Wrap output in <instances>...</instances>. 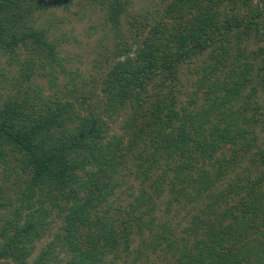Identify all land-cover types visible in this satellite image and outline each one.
Returning a JSON list of instances; mask_svg holds the SVG:
<instances>
[{"label":"trees","instance_id":"1","mask_svg":"<svg viewBox=\"0 0 264 264\" xmlns=\"http://www.w3.org/2000/svg\"><path fill=\"white\" fill-rule=\"evenodd\" d=\"M61 1L0 0V64L17 71L16 85L0 102V165L9 175L27 174L19 178L28 184L24 195L40 194L39 188L71 201L56 212L41 194L35 209L21 203L0 218V264H52L62 252L68 255L62 264H105L128 255L133 234L153 229L156 200L167 187L178 201L208 199L210 213L194 214L195 225L186 229L193 239L183 238L189 242L168 243L178 256L166 264H264L258 133L264 131V0H160L144 11L132 10L134 0H86L87 8L103 11L115 42L112 66L98 80V108L84 115L69 99L33 84L38 67L48 66L41 75L61 89L56 72L66 67L59 42L37 23ZM202 58L200 88L183 102L181 70ZM103 111L127 114L122 134L112 131ZM233 172L235 180L227 182ZM127 178V190L132 180L151 185L115 208L112 198ZM3 198L0 191V212L13 204ZM54 214L64 219L60 244L53 240L31 260ZM153 240L141 239L156 249Z\"/></svg>","mask_w":264,"mask_h":264},{"label":"rangeland","instance_id":"2","mask_svg":"<svg viewBox=\"0 0 264 264\" xmlns=\"http://www.w3.org/2000/svg\"><path fill=\"white\" fill-rule=\"evenodd\" d=\"M134 1L136 4L132 10L144 11V9L150 10L157 7V4H154L153 1L158 2L160 0ZM85 2L86 0H72L71 2L63 0L59 5H53L49 7L46 12H42L38 15L37 23L49 28L52 36H50V39H56L59 42V57L61 61H63L66 71L62 72L58 68V72H56L58 76L56 83L57 87L61 88L60 91L57 88H51L48 77L41 75L50 70L48 66H39L38 70L40 74L36 76L33 81V84L38 86V90H41L43 94L55 96L59 93L63 98L69 99L75 104L76 109L82 110L81 112L83 115L87 114L89 109L93 110L98 108V99L102 96L99 81L103 79L105 71L109 69V66H112L109 62L112 57L115 42L114 33L111 31L113 28L110 27L109 24L107 25L104 23V18L102 17L103 11L99 8L89 9ZM85 12L86 15H84ZM254 44H250L249 49H253L255 47ZM206 62V59L202 58L194 61L192 64L185 65L181 70V79L178 89L181 90L180 92L182 95L180 98H182L183 102H187L190 95H194L195 90L200 88L201 74L204 73L202 67L207 65ZM0 69L2 72L6 73L5 75H0L1 102V100H3V95L11 92L14 88L13 85H16L17 78L15 77L17 76V71L16 68L11 70L5 60L1 62ZM210 83L211 82H208V84ZM207 86L205 85L202 90H206V88H208ZM199 96L202 97V94L200 93ZM83 97L87 98L85 102ZM200 97H198L199 103L205 102L204 95L202 98ZM102 114L114 133L122 134L124 132L121 124L123 119L127 116L126 113H122L121 115H110V113L105 114L103 111ZM260 128L261 127H259L258 133L261 141H264V131ZM135 171L136 169H132V171L129 170L125 175L133 172L135 173ZM235 173L236 172L231 173L229 178H227V182L235 180L237 176ZM9 174H7L0 165V191L4 197H6L3 198V200L13 203L9 209H3L0 212V218H8L6 214L10 215L11 210L21 203L24 204V206H29L30 201L35 204V206L32 207V209H35L37 206L36 204L39 203L37 199H39L41 194L42 197L47 200L45 205L48 208L53 207L56 212L59 211L62 205L68 206L71 202L66 198L64 199V197H57L52 190L50 191V196H47V193H42L39 188H37V191L40 194H32L27 191L26 193L29 195H24L23 191L27 188L28 184L22 182L19 178L23 176L25 179L27 174L23 173L21 170H19V173L15 171V174L13 172H11V175ZM172 174L173 172H170L169 177ZM157 176L158 174L154 177ZM129 181V178H127L123 186L117 188L116 194L112 198L113 204L116 206L115 208L123 205L127 206L130 200L141 192V187L148 189L149 184L151 185V183L143 184L139 180H132L131 183L133 187L127 190ZM225 185L222 182L220 186L225 187ZM174 187L177 188L179 185L175 184ZM168 188L169 187H167L165 194L161 195V197L158 196L156 200L158 210L155 211L156 219L152 225L153 229L151 231L145 230L143 236L136 231L132 236L129 248L130 254H123L118 258L113 257L105 264H166L168 261H172L178 256V253H175L178 249H171L172 245L168 246V243L173 242L174 245L180 247L179 244L186 241V238L193 239V236H190V230L187 231L186 229L192 228L195 225L194 214L198 215L197 217L200 218L209 217L210 209L207 205L209 200L202 199L200 201L189 202L186 200L187 197L183 195L179 196L178 201L175 197L176 192L170 193ZM123 190L126 192L122 194V199L118 201L115 200L116 196L120 195L119 193ZM19 197H25V200H21ZM113 212L116 214L115 210H113ZM115 216L121 218L123 212L122 214L118 212ZM211 216L215 217V214ZM53 218L48 232L37 242L31 260L35 261V259L47 249L48 244L54 245L53 240H55L60 233H64L63 215L58 216L54 214ZM118 231H121L119 227ZM201 231H203V229H201ZM141 236L144 238L146 237L147 240L154 239L153 242L160 243V245L156 249L154 248L155 250L153 247L152 249L146 248L147 243L141 241ZM184 237L186 238L183 240ZM203 237L206 238L207 236L199 233V238L202 239ZM55 241L57 244H60L58 240ZM57 249L60 250V247ZM67 257L68 255L62 252L54 262H51L52 264H62ZM36 264L39 263L36 261Z\"/></svg>","mask_w":264,"mask_h":264}]
</instances>
